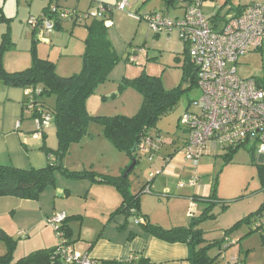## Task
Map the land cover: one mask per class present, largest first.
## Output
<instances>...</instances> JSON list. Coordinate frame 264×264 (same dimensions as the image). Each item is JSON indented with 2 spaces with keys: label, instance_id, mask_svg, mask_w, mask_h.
Returning a JSON list of instances; mask_svg holds the SVG:
<instances>
[{
  "label": "rangeland",
  "instance_id": "obj_1",
  "mask_svg": "<svg viewBox=\"0 0 264 264\" xmlns=\"http://www.w3.org/2000/svg\"><path fill=\"white\" fill-rule=\"evenodd\" d=\"M161 3L164 6L147 0L142 1L136 8H128L127 13L118 10L113 11L112 22L115 27L108 31V35L120 60L109 71L107 81L99 84L95 93L88 99L87 112L92 118L133 117L141 111L144 100L142 95L128 85L127 82L142 77L157 78L164 90L179 91V97L174 108L158 120L155 129L152 130V133L161 134L168 144L167 149L170 151L172 149L168 147L172 146L171 143H175L176 147L182 149L188 138V131L183 127L182 120L187 111H195L193 101L200 98L201 91L192 81L196 70L188 59V52L180 39L179 32L173 31L170 35L168 33L157 35L149 28V24L145 20L139 22L128 16L129 12L135 14L141 8L140 12L142 14L150 9L160 13L164 11L172 19L175 16L174 9L167 10L166 4L163 1ZM78 26L82 28L83 32H87L85 24H79ZM110 32L112 35H110ZM76 42L79 43V41ZM136 49L143 50V52L138 56L137 62L131 63L129 60L132 54L130 55V53ZM76 55L74 60L79 65L74 75L80 74L83 69V58L80 57L79 52ZM54 57L51 62L57 65L59 63V60H57L59 53L56 52ZM58 71L60 72L61 69L59 68ZM58 71L57 74L59 75ZM238 74L243 79L256 78L264 83V46L262 49L240 58ZM44 101L47 102L50 108H54L56 97L46 98ZM27 114V117L31 116L30 112ZM52 126L54 129L50 133L47 148L50 149L51 157H54L53 161L56 162L54 151L58 149L59 144L56 126L53 123ZM225 154L223 151L212 153V157H210L212 173L208 179L206 178L203 181L204 184L214 187L210 196L214 195L215 199L210 213L216 215V218L206 219L198 225V228L203 231V238L207 245L215 241L222 242L225 232L230 227L258 211L264 204V161L260 160L257 153L247 148L238 150L231 162L224 158ZM181 156V152L176 154L177 158ZM126 160L127 166L124 168ZM136 161L137 164L132 168L134 160L126 153L118 151L105 139L103 126L95 120H91L88 135L80 143L69 147L61 160V165L69 172L75 173L99 172L107 168H113L121 174L119 172L121 168L123 172L119 175L128 179L135 191H140L143 186L151 188L153 182L152 195H144L146 198L143 200L142 206L144 205L147 213L151 215V223L155 226L163 225L166 227L163 228L165 230L174 227H188L194 221V217L195 220L201 217L203 211L198 206L194 216L187 214L183 206V198L178 196L181 195V192L177 191V187L174 188L171 194L165 192V190L157 189L164 180L163 177L158 175V171H163V168H161L162 158L156 157L154 162H150L148 157L139 151ZM187 175L188 173L184 172L180 176V183L188 184L190 182ZM58 182L59 189L63 193L69 191L72 195L67 202L59 198V214L63 212L62 207L68 203H72L77 207L85 206V209L88 208L90 213L100 209V207L95 206V202L102 198L98 197L99 192L96 195V192H90L88 186L83 184V182L90 184L91 179H74L59 171ZM147 196H152L154 199H149ZM21 204L25 205V203ZM1 210L0 227L14 242L12 258L15 261L28 257L42 247H52L42 244V241L48 242L43 231L37 229L34 230V233H31L28 227L31 219L28 216L27 209H17L16 214L9 212V208L4 207ZM189 213H191V210ZM96 220L102 224L109 223L108 216H86L82 229L94 228L98 225V223H95ZM46 222L43 230L45 227L54 234L58 246L59 239L56 231L48 221ZM134 223L135 220L130 219L125 225L131 230L139 229L140 227ZM249 232L250 227L242 225L233 234V239L237 240L225 251H221L222 254L215 264H234V259L238 264H264V239L259 233L247 235ZM29 234L30 238H28ZM237 241L239 242L237 243ZM8 252L9 247L1 241L0 257ZM219 252L220 250L214 247L209 255L214 258Z\"/></svg>",
  "mask_w": 264,
  "mask_h": 264
},
{
  "label": "crops",
  "instance_id": "obj_2",
  "mask_svg": "<svg viewBox=\"0 0 264 264\" xmlns=\"http://www.w3.org/2000/svg\"><path fill=\"white\" fill-rule=\"evenodd\" d=\"M120 1L0 0V50L3 46L5 34L9 36L12 42V47L3 56L5 70L8 73H16L30 68L32 65V50L35 47L39 57L44 60L53 61L56 52L59 53V57H57L59 63L56 65L57 71L59 68L61 69L60 72L58 71L59 75L62 77L73 76L79 65L78 62L75 63L74 57L77 56L78 52L80 57H83L85 40L88 35V31L83 32L82 28L78 25L87 24L88 21L91 22L93 20L90 19L83 23L61 20L59 22L60 25L56 26L55 31L48 37L45 36V38L41 29H37L36 31L31 30L28 21L33 17L49 14L52 7L84 14L94 11L99 4L116 7ZM142 1L147 0H129L128 8L138 7ZM151 1L161 4L160 6H164L161 3L162 1L166 4L165 0ZM187 4L188 2L181 0L172 5L166 4L167 10L173 8L175 11V16L172 20L184 16ZM253 4H264V0H205L203 12L207 17L212 19L215 28L220 30L224 26L228 16L239 15L246 7ZM140 11L141 8L135 14L143 18L149 14L157 13L156 10L151 9L147 10L145 14H142ZM162 13L165 12L163 11ZM165 14L170 19L167 13ZM134 20L142 22L144 19ZM114 27L115 24L113 23V27L109 28L108 31H111ZM110 35H112L111 32ZM76 41H79V43ZM134 52L133 50L130 55ZM140 54L138 53L137 56ZM26 101V89L5 87L0 81L1 166L25 170L31 168L40 169L47 166L50 160H54V157L47 156L45 151L42 150L44 146L47 147L50 133H52V129L54 128L51 125L42 136L36 137L35 134L38 128L32 114L30 113L31 116L27 117L29 111L25 110ZM212 153L210 151L205 153L200 160L198 169L186 162L182 156L177 158L175 155L171 159L163 155L157 156L163 160L161 166L163 171H158V175L164 179L157 189L165 190V192L167 191L171 194L174 188L177 187V191L181 192V195L178 196L183 198V206L187 214H190L189 211L192 206L195 212H197V206L203 211L205 206L204 201L210 197L213 187L208 186L206 183L204 184L203 181L206 178L208 179L212 173V165L210 163ZM260 160L264 161L261 157ZM126 163L127 160L123 166L124 168L127 166ZM117 172V169L114 170L113 168H107L99 172L95 171L96 174L102 176L121 177L122 169H119L121 174ZM184 172L188 173L187 176L189 177L187 179L189 181H192L199 173L200 180L197 186H191L189 182L188 184H183L184 188L180 187V184H182L180 183V176ZM58 180L59 173L56 175V185L46 189L37 201L23 200L27 202H18L16 198L12 197L0 198V214H2L1 209L4 207L6 209L9 208V212L13 214L17 213V209H27L28 216L31 219L28 225L31 233H34V230L37 229L45 233L44 235L48 242L42 241V244L52 247H42L35 252L53 250L57 246L54 234L49 229H45V227L43 230V226L47 223L48 218L59 214V198L67 202L72 196L69 191L63 193L59 189ZM177 180L178 183L176 184ZM83 184L88 186L90 192H96V195L99 192L98 197L102 198L97 201L95 199V206L100 207V209H96L93 213H90L88 208L85 209V206L77 207L72 203L65 204L62 207V213L66 214V216L77 217L69 223L72 233L70 240L75 246L76 251L82 254L88 253L94 259L95 264H192L190 261L191 251L187 244L169 243L156 238L135 223L140 228L131 230L125 225L130 220L125 214H119L112 218V214L116 212L122 203L121 194L114 186L101 184L98 181H92L90 184L83 182ZM152 185L154 187L153 182ZM153 187L151 186V188ZM144 188L146 186L140 188V191H135L130 184V192L133 195L139 194ZM144 195H152V192L141 194L139 215L146 217L151 223V215L147 213L144 205L142 206L143 200L146 198ZM147 198L154 199L152 196H147ZM21 203H25V205L23 206ZM86 216H108L109 223L102 224L96 220L97 226L83 230ZM158 226L166 228L163 225ZM28 238H30V234ZM230 239L232 241L237 240L233 239V234L230 236ZM234 264H238L236 259H234Z\"/></svg>",
  "mask_w": 264,
  "mask_h": 264
},
{
  "label": "trees",
  "instance_id": "obj_3",
  "mask_svg": "<svg viewBox=\"0 0 264 264\" xmlns=\"http://www.w3.org/2000/svg\"><path fill=\"white\" fill-rule=\"evenodd\" d=\"M177 1L179 0H165L167 5H172ZM181 1L188 2V6L194 0ZM55 19L58 27L61 20L57 16ZM85 25L88 35L82 57L83 69L80 74L71 77L58 75L56 65L49 60L41 59L35 47L32 50V65L30 68L21 72L8 73L3 65V56L12 47V42L7 34L4 35L3 46L0 50V81L3 86L9 88H40L42 90L41 103L44 109L53 117L59 147L54 151L56 162L50 160L44 168L25 170L0 165V198L12 197L20 200L37 201L46 189L56 185V175L60 171L67 177L74 179L89 178L101 184L114 186L121 194L122 203L116 212L112 214V218L119 214H125L128 219L133 220L143 218L145 223L140 226L150 235L169 243L187 244L191 251L190 261L192 264H215L222 254L221 251H225L233 245L234 241L230 239V236L238 231L242 225L250 227V232L247 235L259 233L264 239V232H261L257 227V224L264 220V204L258 211L228 229L222 242L215 241L207 245L203 238V231L198 228V225L206 219L216 218V215L210 213L212 204L215 203L213 202L215 200L214 195L204 201L205 206L201 217L198 220H195L194 217V221L190 226L165 230L151 224L146 217L139 215L141 194L146 189L152 192L150 188H144L139 194L133 195L130 192L128 179L123 177L102 176L95 172L75 173L62 167L61 160L69 147L80 143L88 135L91 120H95L103 126L105 139L118 151L126 153L132 160H136L139 150L137 149V152L134 153V148L136 146L138 148L141 140L152 133L157 121L174 108L179 97L178 90H164L159 79L142 77L127 82L128 85L142 95L144 100L142 109L137 115L133 117H90L87 112L88 99L95 93L99 84L107 81L109 71L119 63L120 59L109 40V28L105 26L104 18L95 19ZM192 81L196 84L195 76ZM258 82L264 89V83L260 80ZM53 96L56 97V104L54 108H50L44 100ZM165 148L161 155L169 159L181 150V148L175 146V143L168 147L172 150L169 151L167 147ZM240 149L230 150L224 155V158L231 162L234 154ZM42 150L45 151L47 156L51 157L50 149L44 146ZM249 150L252 151L250 148ZM74 218L77 217L67 216L64 225L61 227L66 239L71 244L73 243L70 240L72 233L69 223ZM1 241L7 244L9 252L0 257V264H60V259L56 254L58 246L53 250L38 251L15 261L12 258L14 242L0 227ZM214 247L218 248L220 252L212 258L209 252Z\"/></svg>",
  "mask_w": 264,
  "mask_h": 264
},
{
  "label": "built area",
  "instance_id": "obj_4",
  "mask_svg": "<svg viewBox=\"0 0 264 264\" xmlns=\"http://www.w3.org/2000/svg\"><path fill=\"white\" fill-rule=\"evenodd\" d=\"M204 1L194 0L185 8L184 16L175 20L160 12L144 18L138 14L128 15L137 20L144 19L155 34L178 31L195 67L196 85L201 96L193 101L195 111H187L182 120L188 131V138L179 151L184 160L198 169L206 152L228 153L237 148H250L264 159V89L256 78L243 79L238 74L240 58L264 46V4H253L239 15L228 16L222 29L217 30L203 12ZM128 7L129 0H121L116 7L99 4L94 11L84 14L52 7L49 14L30 18L28 25L33 31L41 29L44 38L55 31L56 16L75 23L104 18L105 26L111 28L113 11L126 12ZM134 51L129 60L131 63L137 62V54L143 52ZM41 94L40 88H26L25 110L35 119L36 137L42 136L53 123V117L42 106ZM167 145L161 134L149 133L139 143L138 150L151 162ZM199 180L198 173L189 184L197 186ZM144 193L151 192L146 189ZM194 214L192 206L190 215ZM66 219V214L60 213L47 220L59 239L56 254L60 264H95L88 253H79L66 239L61 229ZM135 223L143 225L145 221L135 218ZM257 227L264 232V220Z\"/></svg>",
  "mask_w": 264,
  "mask_h": 264
},
{
  "label": "water",
  "instance_id": "obj_5",
  "mask_svg": "<svg viewBox=\"0 0 264 264\" xmlns=\"http://www.w3.org/2000/svg\"><path fill=\"white\" fill-rule=\"evenodd\" d=\"M137 149H138V148H137V146H136V147L134 148L133 152L136 153V152H137ZM136 164H137V161L134 160V163H133L132 168H133ZM132 168H131V169H132Z\"/></svg>",
  "mask_w": 264,
  "mask_h": 264
}]
</instances>
